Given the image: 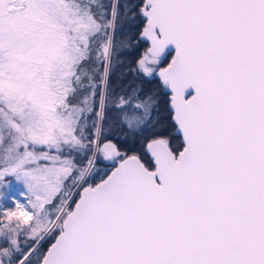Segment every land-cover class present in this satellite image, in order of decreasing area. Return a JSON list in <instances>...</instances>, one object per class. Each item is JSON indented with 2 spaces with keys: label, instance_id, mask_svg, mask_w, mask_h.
<instances>
[{
  "label": "snow or ice",
  "instance_id": "snow-or-ice-1",
  "mask_svg": "<svg viewBox=\"0 0 264 264\" xmlns=\"http://www.w3.org/2000/svg\"><path fill=\"white\" fill-rule=\"evenodd\" d=\"M0 264H264V0H0Z\"/></svg>",
  "mask_w": 264,
  "mask_h": 264
},
{
  "label": "rangeland",
  "instance_id": "rangeland-1",
  "mask_svg": "<svg viewBox=\"0 0 264 264\" xmlns=\"http://www.w3.org/2000/svg\"><path fill=\"white\" fill-rule=\"evenodd\" d=\"M103 163L105 164L107 162H103ZM8 179H10L12 181V183H11L10 187L5 191H7L12 196H14L15 200H19L20 202L25 203L26 197H25L24 193H26V189L23 187L22 184L16 182L14 180V178L9 177ZM8 203L11 204V201H8Z\"/></svg>",
  "mask_w": 264,
  "mask_h": 264
},
{
  "label": "trees",
  "instance_id": "trees-1",
  "mask_svg": "<svg viewBox=\"0 0 264 264\" xmlns=\"http://www.w3.org/2000/svg\"><path fill=\"white\" fill-rule=\"evenodd\" d=\"M105 2H107V0H105ZM129 59H131V57H129ZM119 72H120V69L118 68V69H117V74H118ZM126 79H127V78H126ZM113 82H114V83H119V82H120V81L117 79V75H114V76H113ZM163 99H165V97H162V100H163ZM162 107H163V105H162ZM161 115H162V116H166V115H167V112L162 111V112H161ZM174 143H175V141H174ZM129 147H135V146H133V145H129Z\"/></svg>",
  "mask_w": 264,
  "mask_h": 264
},
{
  "label": "built area",
  "instance_id": "built-area-1",
  "mask_svg": "<svg viewBox=\"0 0 264 264\" xmlns=\"http://www.w3.org/2000/svg\"><path fill=\"white\" fill-rule=\"evenodd\" d=\"M100 166H101V167H104L105 170H107V167H108L107 163H105V164L103 163V164H101Z\"/></svg>",
  "mask_w": 264,
  "mask_h": 264
},
{
  "label": "flooded vegetation",
  "instance_id": "flooded-vegetation-1",
  "mask_svg": "<svg viewBox=\"0 0 264 264\" xmlns=\"http://www.w3.org/2000/svg\"><path fill=\"white\" fill-rule=\"evenodd\" d=\"M165 99H166V97H165Z\"/></svg>",
  "mask_w": 264,
  "mask_h": 264
}]
</instances>
